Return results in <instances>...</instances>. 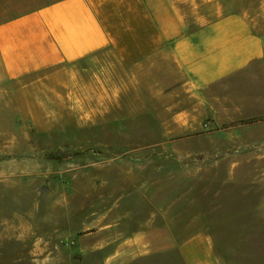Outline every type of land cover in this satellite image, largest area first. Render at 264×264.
Returning <instances> with one entry per match:
<instances>
[{
    "label": "rangeland",
    "instance_id": "374dc122",
    "mask_svg": "<svg viewBox=\"0 0 264 264\" xmlns=\"http://www.w3.org/2000/svg\"><path fill=\"white\" fill-rule=\"evenodd\" d=\"M50 1L0 0V22ZM190 2L264 34V0ZM80 67L104 73L108 96L0 128V264H183L165 248L197 233L222 264H264V60L199 97L160 95V68L122 82L106 54Z\"/></svg>",
    "mask_w": 264,
    "mask_h": 264
},
{
    "label": "crops",
    "instance_id": "0c3cea01",
    "mask_svg": "<svg viewBox=\"0 0 264 264\" xmlns=\"http://www.w3.org/2000/svg\"><path fill=\"white\" fill-rule=\"evenodd\" d=\"M189 6V0H52L1 21L0 128L13 121L12 114L17 123L46 127L37 114L81 112L82 103L92 106L94 97L108 96L104 73L89 77L80 67L98 54L114 57L122 82L124 68L133 81L163 69L168 86L162 96L187 91L199 97L264 60V34L246 14L215 2ZM171 246L165 251L176 252L183 264H222L204 233ZM115 255L105 254L108 260Z\"/></svg>",
    "mask_w": 264,
    "mask_h": 264
},
{
    "label": "trees",
    "instance_id": "16d2710c",
    "mask_svg": "<svg viewBox=\"0 0 264 264\" xmlns=\"http://www.w3.org/2000/svg\"><path fill=\"white\" fill-rule=\"evenodd\" d=\"M53 158L60 159L59 155L52 156Z\"/></svg>",
    "mask_w": 264,
    "mask_h": 264
}]
</instances>
